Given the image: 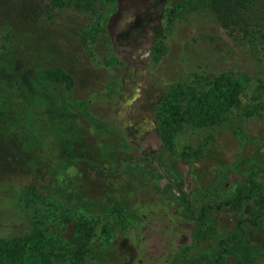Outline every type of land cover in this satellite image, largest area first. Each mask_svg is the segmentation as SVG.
<instances>
[{
	"label": "rangeland",
	"instance_id": "rangeland-1",
	"mask_svg": "<svg viewBox=\"0 0 264 264\" xmlns=\"http://www.w3.org/2000/svg\"><path fill=\"white\" fill-rule=\"evenodd\" d=\"M53 2L0 0V238L48 212L66 238L82 216L96 221L88 264H264L253 213L264 209V61L233 51L206 9L170 19L180 0H95L99 20ZM146 49L155 126L135 136L115 104ZM223 72L246 74L228 102L207 85ZM175 94L206 116L170 119L165 147L157 130ZM51 248L70 263L74 248Z\"/></svg>",
	"mask_w": 264,
	"mask_h": 264
},
{
	"label": "trees",
	"instance_id": "trees-1",
	"mask_svg": "<svg viewBox=\"0 0 264 264\" xmlns=\"http://www.w3.org/2000/svg\"><path fill=\"white\" fill-rule=\"evenodd\" d=\"M74 1L76 0H54L53 4H60L61 2V5L64 6V3L68 5ZM77 2L98 20L102 16V12L96 7L95 0H77ZM205 9L214 16L221 35L229 42L233 51L241 50L243 47L248 54L254 55L259 61H264V0H180V3L178 2L167 11V15L170 19H176L183 16V14H191L196 10ZM99 25L100 22L91 25L88 30L94 32ZM156 34L157 40L162 43L163 35L160 33L159 28L156 29ZM83 39L84 43L87 44L88 35L84 36ZM261 66H264V64ZM260 74L264 78V70ZM245 76L246 74L237 76L233 73L223 72L220 75H215V77L210 76L207 85H214L213 91H217V93L222 94L223 92L225 100L228 102V96L229 98H236V96L238 98L241 94L238 84L246 80ZM177 95L175 94L174 98L169 100L165 110L163 109L161 126L157 130L166 145L165 147L173 145L172 134L176 131V128H169L171 126L170 119L180 125L184 120L194 121L197 118L203 120L206 116L204 107L197 108L198 113L194 107L188 108L192 105L190 103L191 99L186 104L188 109L186 108V111H183ZM89 102H92L91 98ZM5 103L7 106V102ZM157 103H155L156 107ZM200 103L204 104L205 101H199ZM91 105L93 104L91 103ZM37 130L39 134L45 132L48 138L52 139L51 130L47 129L45 122H41L37 126L36 132ZM2 187H0V190H2ZM254 189L253 185V192ZM255 196V204L264 207V191L256 189ZM253 213L264 215V209H257ZM51 220L48 212L43 213L39 219L31 216V231L29 233L25 231L24 233L1 237L0 264H53L59 260H63V264L90 263L91 243L94 238L93 231L96 221L92 217L82 216L81 219L73 222L72 234L66 238L59 232L54 233L51 230ZM52 246H58L62 249L74 248L72 256L69 258L70 263L67 261L68 258L61 259V257L53 255L51 251L49 252V250H52ZM40 249H45V252H40Z\"/></svg>",
	"mask_w": 264,
	"mask_h": 264
},
{
	"label": "flooded vegetation",
	"instance_id": "flooded-vegetation-1",
	"mask_svg": "<svg viewBox=\"0 0 264 264\" xmlns=\"http://www.w3.org/2000/svg\"><path fill=\"white\" fill-rule=\"evenodd\" d=\"M135 9L138 14L142 7L138 4L128 8V10L122 13L121 17H125L130 14V11ZM133 20V19H132ZM148 20V19H147ZM124 21V20H123ZM121 23L117 24L120 29L122 27ZM128 50V48H126ZM146 54L144 58L137 57L136 64H130L126 74L122 73L120 90L116 98V112L115 116L120 118L123 117L124 126L128 125L132 131H134L135 136L146 135L154 133L150 128L154 127V118L149 119L150 113H152L153 99L152 96V86H149L147 75L150 71L146 56L149 55V49H146ZM142 87H148L147 91L144 92ZM157 96V95H155ZM147 131V133H143Z\"/></svg>",
	"mask_w": 264,
	"mask_h": 264
}]
</instances>
